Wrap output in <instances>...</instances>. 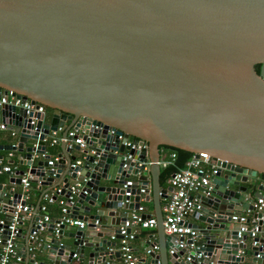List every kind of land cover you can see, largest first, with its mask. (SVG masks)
<instances>
[{
  "label": "water",
  "instance_id": "water-1",
  "mask_svg": "<svg viewBox=\"0 0 264 264\" xmlns=\"http://www.w3.org/2000/svg\"><path fill=\"white\" fill-rule=\"evenodd\" d=\"M263 73L264 0H0V92L42 104L50 116L32 125L30 115L38 114L0 104V123L16 135L0 151L17 152L25 167L9 173L0 165L3 226L12 207L24 203L8 188L24 173L48 190L59 187L66 214L85 222L70 232L61 225L57 234L53 221L43 222L48 235L40 244L28 238L35 209L26 247L37 246L25 264L38 254L36 264H121L118 227L139 206L141 188L152 200L158 234L157 254L155 244H144L149 264H188L167 257V240H182L186 247L173 257L188 254L192 264H264V207L253 206L257 198L264 203V186L251 188L252 178L264 175ZM57 127L69 142H59L49 166L47 141ZM77 137L83 149L72 142ZM165 147L217 159L210 194L199 193V207L182 219L193 238L163 234L160 206L170 187L159 188L157 162ZM129 175L136 180L123 187ZM245 209L244 224L231 219ZM249 223L256 235L237 237Z\"/></svg>",
  "mask_w": 264,
  "mask_h": 264
},
{
  "label": "built area",
  "instance_id": "built-area-1",
  "mask_svg": "<svg viewBox=\"0 0 264 264\" xmlns=\"http://www.w3.org/2000/svg\"><path fill=\"white\" fill-rule=\"evenodd\" d=\"M9 103L15 106H21L25 113L38 114L39 116L36 118L35 115H30V124H34V122L39 118L43 119L45 114V106L38 103H30L28 99L21 102L19 97H16L15 93L11 90H6L5 93L0 92V104ZM0 129H5V124H0ZM61 129L57 127L56 130L50 132V137L47 141L48 145H52L56 143L58 140H64L69 142L66 138H61L57 136V133ZM76 132V129H70L66 136L72 137ZM110 133H114V129H110ZM11 135H13L10 132ZM118 139L122 136L118 135ZM72 142L78 144V146L83 149L85 147V143L82 141L80 137H77L72 140ZM124 145L129 148L140 150L145 145L139 146L138 144H132L131 142H124ZM12 153H9L7 156H11ZM129 155L123 156V159L129 158ZM58 157L53 156L52 159L47 161L49 166H53V164L57 161ZM175 154L174 152H170L167 158L158 160L157 164L160 168H164L166 166H171L172 170L168 174L166 181L170 190L166 192V197L162 205L160 206V211L162 215V227L163 231L167 235H175V236H184L189 235L191 238L195 236V230L191 227H188L182 223V219L185 215L193 212L194 209L199 207L198 204V194H202L204 196H208L212 190V185L210 183V177L216 172V163L217 159L211 157L205 152H198L195 157L193 154L189 158H187L181 166H177L174 162ZM79 161H75V164H78ZM74 166V164H71ZM122 167H125V164H122ZM145 168V167H144ZM3 172L12 173V170L8 165L2 166ZM29 175L23 174L20 177L19 182V194L23 196L24 203L20 205L19 203L15 204L12 207V211L10 213L9 220L4 225V219H0V232L2 230L6 231V237L4 238V243L2 248H0V264H20L23 260L22 253L16 248L15 239L18 235L17 225L18 223L25 217L31 216V206L25 203L27 197V191L30 187ZM131 184L130 180H126L123 184V187L129 186ZM264 186V183H261ZM11 191H14V186L9 185L8 187ZM73 189V187H71ZM140 193H144V189L141 188ZM60 189L56 188L52 192H45L42 194V202H40L36 206V210H39L43 214L39 216L38 220L35 222L36 228L32 230L28 238L32 241L38 240V234L43 229L42 223L51 221L48 215L46 214V207L49 204L56 203L58 205L59 216L53 221V233L57 234L58 230L61 228V225L65 226H77L82 227L85 225L80 219L69 217L67 212V206H65V198L59 195ZM125 195H128V192H125ZM55 196V198H54ZM21 200V198H20ZM67 200L71 202V196H68ZM254 208L256 211L262 210L264 207L263 199L257 198L254 203ZM143 207L139 205L135 211L131 213V216L127 218L123 225L118 227V233L121 236L118 239V246L121 255V264H139V259L132 252V248L130 246V241L134 238L133 231L126 232V228L133 226H139L140 228H151L154 227L156 222L154 217H142ZM250 214L248 209L242 210L239 215H232L231 219L233 221H238L239 223L244 224ZM97 225V220L94 221ZM248 233L250 239L253 238L257 233L256 225L248 224L240 225L237 231V237H240L241 234ZM112 238V236H111ZM35 243L31 246L26 247L27 254L35 248ZM255 241H251V245H254ZM33 246V247H32ZM155 246H153L154 248ZM186 247V244L182 240H174L171 243L169 249L167 250V254L177 260L178 258L182 261H187L188 264H192V259L188 254H182L180 256L173 257L176 249H182ZM152 250V249H151ZM149 252V249L145 251V254ZM202 252H198L195 254V257H200ZM73 258H76V255H72ZM36 263V262H34ZM143 264V263H142ZM158 264V263H157Z\"/></svg>",
  "mask_w": 264,
  "mask_h": 264
},
{
  "label": "crops",
  "instance_id": "crops-1",
  "mask_svg": "<svg viewBox=\"0 0 264 264\" xmlns=\"http://www.w3.org/2000/svg\"><path fill=\"white\" fill-rule=\"evenodd\" d=\"M47 109L45 110V114L43 116L42 122L47 123L49 121V115H47ZM70 121L69 120H65L64 121V125L69 124ZM3 124V123H0ZM9 126H5V129H0V144H5V143H10V142H15V138L16 135L12 136L10 134V130H9ZM58 137L62 138V129L57 133ZM61 140H58L56 143L52 144V145H48L47 149H48V153H49V159H52L53 156H57V154L60 153V148H59V142ZM170 150L168 148H163L160 152H159V160L160 159H164L167 158L168 155L170 154ZM9 153H12L10 158L14 159V162L12 164H8L6 162V160L2 159L0 161V165H8L12 170H18V169H24L25 167L22 165L18 164V160L15 158L17 152H13V151H0V154H2L3 156H7ZM47 153V152H46ZM160 167H159V172H160ZM26 174V173H24ZM1 178H6V175L0 174ZM254 180V185L251 186L252 191H255V188L258 184L264 183V175H258L252 178ZM126 180H136V176L134 175H129V177ZM146 180L148 182V184H150V176L147 175ZM162 181V182H161ZM158 183H159V188L161 189H165L168 187L167 181L165 180H160L159 179V174H158ZM47 188H49L48 186H44V185H40L38 182H31L30 181V187L27 191V197L25 200V203L31 206V213L32 214L34 212V210L36 209V206L42 202V194L45 192H52L53 190H55L56 188L59 187H55L53 189L48 190ZM20 188L14 186V191L13 192H19ZM144 193H140V199H139V205H141L143 207V213L145 215H148L149 217H154V209H153V203L151 198L149 197L148 200L144 199ZM255 200V199H254ZM256 201V200H255ZM162 205V204H161ZM4 211L1 210L0 208V219H3L4 216ZM36 215L41 216L43 213L40 212L39 210H36ZM46 214L48 215V217L50 218L51 221H55L58 216H59V210H58V205L56 203L53 204H49L46 207ZM29 220L28 217L25 216L17 225V229H18V235L15 239V245L16 248L22 253V257L23 260L21 261L20 264H25L26 258L28 257V259L31 257L30 253L27 254L26 252V242H27V231L29 228ZM248 226L250 227L251 224L249 223ZM77 226H67L69 232L72 231L73 229H75ZM133 234H134V238L130 241V246L132 248V252L135 256L138 257L139 260H143V264H149L150 262V258L147 254H145L144 250H145V242L149 243V245H154L155 247L152 248V251L157 254L158 250H157V230H156V225L154 227L151 228H140L139 226H133ZM163 234L166 236L167 234L163 231ZM46 235H48V232L45 229H42L39 234L38 237L40 238V244L43 242L42 238H44ZM261 236H264V234H261ZM108 239H110V237H107ZM65 240H68V238H65ZM171 243H173V241L167 240L165 242V244H167L166 249L168 250ZM250 246L251 245V241L248 243ZM19 246H22L23 249L21 250L19 248ZM37 245H35L36 247ZM33 247V246H32ZM35 249V248H34ZM34 249L31 251V254L33 255ZM239 253L241 252L240 250L238 251ZM29 255V256H27ZM168 258H171L168 254H167ZM35 262H38L40 260H43V257L41 254H38L37 257L34 258ZM83 264H85V262H82ZM113 263L112 261L109 262V264ZM26 264H30L29 262H27ZM36 264V263H34ZM159 264V263H158Z\"/></svg>",
  "mask_w": 264,
  "mask_h": 264
},
{
  "label": "trees",
  "instance_id": "trees-1",
  "mask_svg": "<svg viewBox=\"0 0 264 264\" xmlns=\"http://www.w3.org/2000/svg\"><path fill=\"white\" fill-rule=\"evenodd\" d=\"M45 109L48 110V108H46V107H45ZM165 148H168L171 152H174V154H175L174 162L177 166H181L183 164V162L191 156V153L188 151H185V150H181V149H177V148H173V147H165ZM171 170H172L171 166H166L164 168H161L160 172H159V179L165 180ZM260 175H263V174H260Z\"/></svg>",
  "mask_w": 264,
  "mask_h": 264
},
{
  "label": "flooded vegetation",
  "instance_id": "flooded-vegetation-1",
  "mask_svg": "<svg viewBox=\"0 0 264 264\" xmlns=\"http://www.w3.org/2000/svg\"><path fill=\"white\" fill-rule=\"evenodd\" d=\"M254 69H255V71H256L257 73H259V71H260V64H255V65H254ZM263 79H264V73H263Z\"/></svg>",
  "mask_w": 264,
  "mask_h": 264
}]
</instances>
